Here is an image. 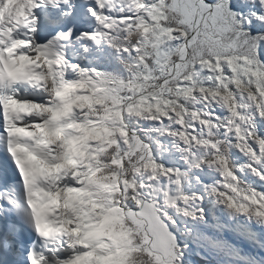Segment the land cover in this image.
I'll return each instance as SVG.
<instances>
[{
    "label": "snow or ice",
    "instance_id": "snow-or-ice-1",
    "mask_svg": "<svg viewBox=\"0 0 264 264\" xmlns=\"http://www.w3.org/2000/svg\"><path fill=\"white\" fill-rule=\"evenodd\" d=\"M0 264H264V0H0Z\"/></svg>",
    "mask_w": 264,
    "mask_h": 264
}]
</instances>
